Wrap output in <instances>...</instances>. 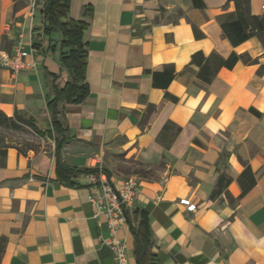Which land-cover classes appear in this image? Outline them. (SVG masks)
Returning a JSON list of instances; mask_svg holds the SVG:
<instances>
[{"label":"crops","instance_id":"obj_1","mask_svg":"<svg viewBox=\"0 0 264 264\" xmlns=\"http://www.w3.org/2000/svg\"><path fill=\"white\" fill-rule=\"evenodd\" d=\"M204 1L68 0L69 19L87 24L90 91L80 103H60L62 160L107 170L116 186L140 180L129 212L146 211L157 264H264V74L242 61L191 64L197 52L264 62V48L256 37L234 46L224 35L233 1ZM44 2L0 0V49L21 46L36 64L19 73L0 67V109L48 130L53 83L70 75L59 57L62 33L44 32ZM251 10L264 14V0H251ZM43 143L0 150V264H116L87 174L60 180L56 142ZM116 236L127 264H137L130 224Z\"/></svg>","mask_w":264,"mask_h":264},{"label":"trees","instance_id":"obj_2","mask_svg":"<svg viewBox=\"0 0 264 264\" xmlns=\"http://www.w3.org/2000/svg\"><path fill=\"white\" fill-rule=\"evenodd\" d=\"M235 4V19L222 23L224 35L230 40L232 45L238 46L253 37H256L264 48V14L256 15L251 10V0H230ZM194 5L198 8H205L204 0H193ZM69 5L68 0H45L42 13L45 20L44 32L51 35L53 32H61L60 40V62L62 66L69 72L70 78L64 86L53 83V97L47 101V108L51 114V128L46 131L37 129L36 121L33 117H26L15 114L9 116L0 109V128H8L21 130L24 124L30 125L37 129V133L41 137H50L56 142L55 156L57 161L58 178L62 181L74 183L73 177L81 173H99L98 168L78 169L62 160L61 150L64 144L68 141L65 133V127L59 119L60 103H80L86 99L90 88L87 82V45L84 41V31L86 29L85 21H75L68 17ZM196 36L202 35L198 27L194 26ZM264 57V56H263ZM213 60L220 67L229 69L242 61L245 64H260L258 74H264V62L259 58H253L249 53L232 52L227 58L220 56L217 53L207 57L203 52H197L193 55L191 64H199L201 70H204L207 65ZM169 69V70H168ZM174 68H167L166 73L169 81L174 77ZM158 74V73H156ZM208 81L210 77H205ZM257 114H261L256 111ZM1 139V133H0ZM7 147H15L7 144L0 145V150ZM19 151L24 152L28 149L19 148ZM250 171L247 166L244 175ZM110 179V172L105 171ZM145 173L144 169L139 170ZM248 188L243 190V194ZM127 222L130 224L131 230L135 236V256L137 264H157L154 262V255L151 253L152 240L149 217L146 211L136 210L133 215L126 211ZM134 220L138 221V225L133 224ZM5 238L0 239V262L5 249Z\"/></svg>","mask_w":264,"mask_h":264},{"label":"built area","instance_id":"obj_3","mask_svg":"<svg viewBox=\"0 0 264 264\" xmlns=\"http://www.w3.org/2000/svg\"><path fill=\"white\" fill-rule=\"evenodd\" d=\"M29 56L30 52L21 46L14 53L0 49V67L10 69L13 73L35 68L36 64L28 60ZM87 178L92 189L89 200L96 207V213L104 214L107 219L111 232L109 244L114 251L116 264H127L126 244L117 238L116 234L121 225L127 222L126 211L133 207L141 191V182L135 177H130L120 186H116L103 170L99 173H88Z\"/></svg>","mask_w":264,"mask_h":264},{"label":"rangeland","instance_id":"obj_4","mask_svg":"<svg viewBox=\"0 0 264 264\" xmlns=\"http://www.w3.org/2000/svg\"><path fill=\"white\" fill-rule=\"evenodd\" d=\"M36 126L38 130L46 131V129H44V127L39 125L37 122H36ZM37 129L27 124H24L21 130L0 128V133H1L0 145L7 144L22 149H27L29 147L38 148L42 145H45L43 143V140H46L47 137H41L37 133Z\"/></svg>","mask_w":264,"mask_h":264}]
</instances>
